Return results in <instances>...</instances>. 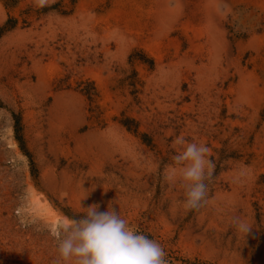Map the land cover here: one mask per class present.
Listing matches in <instances>:
<instances>
[{
	"label": "rangeland",
	"instance_id": "rangeland-1",
	"mask_svg": "<svg viewBox=\"0 0 264 264\" xmlns=\"http://www.w3.org/2000/svg\"><path fill=\"white\" fill-rule=\"evenodd\" d=\"M192 142L212 167L185 210ZM80 203L167 264H264V0H0V264H54Z\"/></svg>",
	"mask_w": 264,
	"mask_h": 264
},
{
	"label": "clouds",
	"instance_id": "clouds-1",
	"mask_svg": "<svg viewBox=\"0 0 264 264\" xmlns=\"http://www.w3.org/2000/svg\"><path fill=\"white\" fill-rule=\"evenodd\" d=\"M208 152L206 145L192 142L172 157L173 178L178 170L185 210H195L206 203L205 180L212 167ZM80 208L81 213L62 229L54 264H167L163 247L134 231L111 204L106 211H100L99 204L83 207L80 203ZM235 226L246 234L250 230L242 220H236Z\"/></svg>",
	"mask_w": 264,
	"mask_h": 264
},
{
	"label": "trees",
	"instance_id": "trees-1",
	"mask_svg": "<svg viewBox=\"0 0 264 264\" xmlns=\"http://www.w3.org/2000/svg\"><path fill=\"white\" fill-rule=\"evenodd\" d=\"M4 29V28H3ZM122 125L124 126V127H127V129L129 128L128 127V125H129V121H124L123 123H122ZM129 130V129H128ZM15 131L18 133L19 132V124L18 123H16V125H15ZM19 141L21 142V140L19 139Z\"/></svg>",
	"mask_w": 264,
	"mask_h": 264
},
{
	"label": "bare ground",
	"instance_id": "bare-ground-1",
	"mask_svg": "<svg viewBox=\"0 0 264 264\" xmlns=\"http://www.w3.org/2000/svg\"><path fill=\"white\" fill-rule=\"evenodd\" d=\"M57 222V221H56Z\"/></svg>",
	"mask_w": 264,
	"mask_h": 264
}]
</instances>
